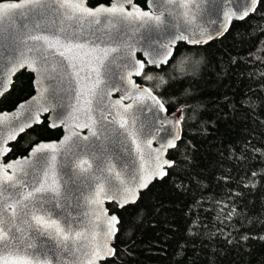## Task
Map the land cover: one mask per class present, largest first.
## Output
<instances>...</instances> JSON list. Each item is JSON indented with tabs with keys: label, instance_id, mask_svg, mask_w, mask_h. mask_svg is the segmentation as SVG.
I'll list each match as a JSON object with an SVG mask.
<instances>
[{
	"label": "water",
	"instance_id": "95a60500",
	"mask_svg": "<svg viewBox=\"0 0 264 264\" xmlns=\"http://www.w3.org/2000/svg\"><path fill=\"white\" fill-rule=\"evenodd\" d=\"M259 0L0 1V98L21 70L32 94L0 111V264H102L118 209L173 165L181 110L136 79L178 43L221 38ZM46 116L54 140L6 159Z\"/></svg>",
	"mask_w": 264,
	"mask_h": 264
},
{
	"label": "trees",
	"instance_id": "16d2710c",
	"mask_svg": "<svg viewBox=\"0 0 264 264\" xmlns=\"http://www.w3.org/2000/svg\"><path fill=\"white\" fill-rule=\"evenodd\" d=\"M136 81L168 113L181 110L182 134L162 179L134 204L107 205L119 222L114 255L102 264H264V0L221 38L178 43L165 66L145 64ZM32 92V75L19 71L0 111ZM61 133L44 116L9 144L6 159Z\"/></svg>",
	"mask_w": 264,
	"mask_h": 264
},
{
	"label": "flooded vegetation",
	"instance_id": "af4514ba",
	"mask_svg": "<svg viewBox=\"0 0 264 264\" xmlns=\"http://www.w3.org/2000/svg\"><path fill=\"white\" fill-rule=\"evenodd\" d=\"M143 9H147L146 7V0H145V4L144 5H140Z\"/></svg>",
	"mask_w": 264,
	"mask_h": 264
}]
</instances>
